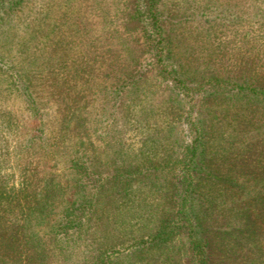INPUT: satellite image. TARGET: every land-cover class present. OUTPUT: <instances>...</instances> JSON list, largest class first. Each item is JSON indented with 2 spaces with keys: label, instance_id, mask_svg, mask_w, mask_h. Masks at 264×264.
I'll list each match as a JSON object with an SVG mask.
<instances>
[{
  "label": "rangeland",
  "instance_id": "rangeland-1",
  "mask_svg": "<svg viewBox=\"0 0 264 264\" xmlns=\"http://www.w3.org/2000/svg\"><path fill=\"white\" fill-rule=\"evenodd\" d=\"M34 1L35 5L29 11L32 15L22 18V22L20 19L15 22L19 28L13 39L20 41L26 32V22L33 26L36 13L40 15L39 26L44 31H52L53 42L41 43L36 64H31L27 56L22 57L21 62L32 67L28 73L31 87L41 100L39 115L29 114L21 95L10 86L11 78L0 70V176L17 187L26 182L27 188L22 189L21 196L30 189L32 191L33 186H40L44 178L52 177L60 183L52 197L56 205L65 198L72 200L76 195L84 200L91 196L95 202L97 200L96 209L86 216L81 238L60 243L62 234H53L47 226L41 228L53 264L61 260L59 245L67 247L68 253L72 252L70 261L73 263L81 264V260L98 250L108 261L113 259L116 264H124L134 238L125 236L124 239L126 231L122 228V220H127V234L132 233L136 240L155 229L169 208L170 200L166 197L165 186L161 185L165 179L153 178L152 174L159 172L153 165L166 153V139L161 135L167 127L180 122L176 117L178 109L163 102L164 84L156 71H149L138 84L137 105L131 102L127 107L130 110L128 116L123 117L120 102L114 95L105 93L104 90L112 85L110 82L115 81L108 78L106 67L111 57H125L122 43L128 41L124 36L127 33L121 37L115 35L119 26L108 21L120 0ZM210 1L221 4L227 0H165L167 12L177 16L187 14L186 10L188 13L200 12ZM236 1L241 10L249 3L247 0ZM218 4L205 8L204 16H191L178 22L173 39L174 56L190 68L195 69L216 55L222 58L234 40L242 41L239 39L242 34H237L236 29H245V22L227 23L230 20L223 19L228 16L217 15L215 11ZM221 15L223 19L218 18ZM208 16L216 17L210 27L205 20ZM2 27L0 34L4 35ZM220 40L225 43L220 45ZM249 47L246 48L250 53L256 54ZM238 53L235 54L246 55L243 50ZM229 57L235 58L232 54ZM230 61L224 58L223 65ZM214 105L211 109L216 107L215 118L211 120L215 130L210 135L211 141L218 142V145L214 142L216 147L212 148L217 150L214 161L228 157L231 165L239 166L232 171L236 168L253 176L260 175L264 184V109L250 106L240 110L232 103L228 105V111H224L220 107L225 104ZM144 108H151L149 115L139 118L133 115L135 111L146 110ZM136 122L144 126L132 125ZM147 135L154 138L146 140ZM144 154H149L151 162H145L147 155ZM137 164L140 173L125 171L135 169ZM228 165L219 166L218 170L228 171ZM14 213L15 209L7 217ZM52 215L62 216L58 211ZM215 238L217 244L218 239H224L219 235ZM229 243V240L223 242L225 264H234L232 254L235 251L239 254L241 250L227 248ZM214 249L216 254L222 253L218 245ZM162 250L137 253L132 258L133 264L188 263L177 253L172 254L170 249ZM259 259L264 261L262 257Z\"/></svg>",
  "mask_w": 264,
  "mask_h": 264
},
{
  "label": "trees",
  "instance_id": "trees-1",
  "mask_svg": "<svg viewBox=\"0 0 264 264\" xmlns=\"http://www.w3.org/2000/svg\"><path fill=\"white\" fill-rule=\"evenodd\" d=\"M247 1L248 6L243 10L234 0L221 4L216 1L208 3L209 6L218 4L215 9L217 15L228 16L218 18L230 20L227 23L245 22V29H236L237 34H242L239 38L242 41L234 40L222 58L216 55L195 69L174 56L175 29L184 18L204 16V10L209 6L197 13L186 10L187 14L177 16L167 12L165 0H120L116 12L108 19L119 26L116 33L113 31L115 35L121 37L127 33L124 36L128 41L122 43L125 57H111L106 67L108 78L115 81L110 82L112 85L104 90L105 93L114 95L120 102L125 117L130 112L127 107L131 102L137 105L135 100L139 96L136 92L140 81L149 71H156L164 84L162 100L178 109L176 117L180 120L178 125H170L161 135L166 139V153L153 165V169H159V172L151 173L153 178L165 179V184L161 185L165 186L166 197L170 200L169 208L155 229L136 240L132 233L127 234V220H122V228L126 231L124 239L125 236L134 238L132 250L124 257L127 259L124 264H133L132 258L137 253L158 248L165 252L170 249L172 254L175 252L180 258H185L187 264H225L223 242L226 240L231 241L227 248L242 251L232 254L234 264H264L259 259L264 258L263 179L260 175L253 176L236 168L233 172L232 169L239 166L235 163L231 165L228 157L214 161L217 150L212 148L218 142L210 139L215 130L211 120L215 118L216 107L211 109L215 103L225 104L220 107L224 111H228V105L232 103L237 104L240 110L250 106L264 109V0ZM34 2L0 0V28L4 26V35L0 34V70L11 78L10 86L21 95L29 114L38 116L41 100L31 87L28 72L32 71V67H26L21 62L22 57L27 56L31 64H36L41 43L53 42L52 31H44L39 26L37 19L40 15L36 13L34 25L26 22V32L20 41L13 39L19 28L18 19L22 22V18L32 15L29 11ZM212 19L216 20V17L205 18L209 27L213 25ZM219 42L220 45L225 43L223 40ZM248 46L256 54H251L246 48ZM242 50L246 55H238ZM231 54L234 59L229 57ZM224 58L231 61L223 65ZM150 110L135 111L133 115L136 118L145 117ZM138 123L132 125L144 126ZM145 137L146 140L154 138L153 135ZM144 155H147L145 162H151L149 154ZM225 162L229 164L228 171L218 170L219 166H226ZM125 171L140 173L141 170L137 164L135 169ZM251 178L255 181L250 182ZM43 180L40 186H33L32 191L30 189L21 196L22 189L27 188L26 182L17 187L0 176V264H53L49 260L51 251L44 242L41 228L47 226L53 234H62L63 238L59 237L58 241L68 243L71 239L81 238L86 216L96 209L97 200L95 202L92 196L84 200L76 195L72 200L65 198L56 205L52 197L60 188V183L52 177ZM13 209L16 213L8 218ZM56 211L62 216L57 218L52 215ZM218 235L224 239H218L217 244L215 236ZM175 242L177 244L173 246ZM216 244L222 253H215ZM59 246L61 260L57 264H79L70 261L72 252L68 253L67 247ZM81 261V264L117 262L113 259L108 261L98 250Z\"/></svg>",
  "mask_w": 264,
  "mask_h": 264
}]
</instances>
